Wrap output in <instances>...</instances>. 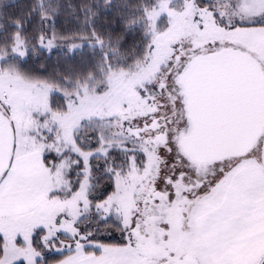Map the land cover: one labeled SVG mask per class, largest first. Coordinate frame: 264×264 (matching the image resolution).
I'll use <instances>...</instances> for the list:
<instances>
[{
	"label": "snow or ice",
	"instance_id": "6c2138e0",
	"mask_svg": "<svg viewBox=\"0 0 264 264\" xmlns=\"http://www.w3.org/2000/svg\"><path fill=\"white\" fill-rule=\"evenodd\" d=\"M0 264H264V0L0 10Z\"/></svg>",
	"mask_w": 264,
	"mask_h": 264
},
{
	"label": "trees",
	"instance_id": "16d2710c",
	"mask_svg": "<svg viewBox=\"0 0 264 264\" xmlns=\"http://www.w3.org/2000/svg\"><path fill=\"white\" fill-rule=\"evenodd\" d=\"M31 0H0V6L2 5H10L7 8H0V10L6 12L9 17H13V16H18L21 12H24L27 10V6L30 4ZM68 2L73 3V4H80L82 3V0H68ZM115 3H119L120 0H114ZM113 18L118 15V10H114L113 13ZM61 19L63 20L64 17L62 16ZM112 23L114 24V19L112 21ZM66 27H72L71 24H67L65 25ZM133 43V41L131 39L128 40V44L129 46H131V44Z\"/></svg>",
	"mask_w": 264,
	"mask_h": 264
},
{
	"label": "rangeland",
	"instance_id": "374dc122",
	"mask_svg": "<svg viewBox=\"0 0 264 264\" xmlns=\"http://www.w3.org/2000/svg\"><path fill=\"white\" fill-rule=\"evenodd\" d=\"M59 61V63H58ZM36 67L40 68L41 71L40 75L47 76L49 73H51L53 70H62L63 68L67 67L66 64L63 62V57H58L56 55H53L51 60H46V59H41L40 61H35ZM47 65L48 71L44 72L43 68L44 66Z\"/></svg>",
	"mask_w": 264,
	"mask_h": 264
}]
</instances>
